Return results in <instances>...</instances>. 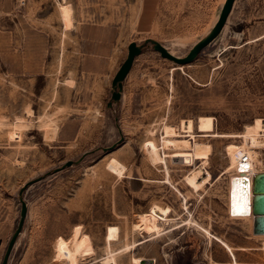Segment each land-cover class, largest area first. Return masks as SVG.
Masks as SVG:
<instances>
[{"label": "rangeland", "instance_id": "rangeland-1", "mask_svg": "<svg viewBox=\"0 0 264 264\" xmlns=\"http://www.w3.org/2000/svg\"><path fill=\"white\" fill-rule=\"evenodd\" d=\"M141 4L0 0V263L23 198L7 264H264V235L229 211L227 149L248 141L264 172V0H235L189 63L145 44L109 106L128 43L167 29ZM173 26L176 54L202 33ZM149 212L157 232L140 224Z\"/></svg>", "mask_w": 264, "mask_h": 264}, {"label": "water", "instance_id": "water-1", "mask_svg": "<svg viewBox=\"0 0 264 264\" xmlns=\"http://www.w3.org/2000/svg\"><path fill=\"white\" fill-rule=\"evenodd\" d=\"M235 0H226L221 14L219 16L218 21L215 23V25L212 27V29L209 31V33H207L204 37H202L201 39H199L188 51L187 54L185 55H177L175 53H173L172 51H170L165 45H163L160 41L153 39V38H146L144 40V42L142 43H137L135 41H130L127 45V54L126 57L124 58V60L121 62V64L119 65L118 69L116 70V72L114 73L112 80H111V95H110V99L107 101V105H111L113 101H118L120 99L121 96V88H122V82L125 78V76L127 75L134 57L139 54L143 48V46L145 44H147L148 42H150L152 44V47L154 49H156L157 51H159V53L162 56H165L169 59H172L173 61H175L176 63L179 64H185V63H189L191 61H193L202 51V49L207 46L208 44H210L218 35L219 33L222 31L223 27L225 26L226 22L228 21V17L229 14L233 8ZM85 155V153L83 155H81L78 159L76 160H71L68 159L67 161H65L61 167L70 165L73 162H78L80 161L83 156ZM236 179H241L242 181V187H243V208L241 211H246V209L252 208V211L254 213V224H253V232L254 233H264V211L263 210H257V207L255 204L252 203V201H250V196L247 194L248 189L247 187L249 185H247L248 183H246V179L244 177L239 178L238 176H233L232 177V181H231V200L232 202L234 201V191H235V183H236ZM262 181V180H261ZM260 181V182H261ZM259 182V184H260ZM258 194H260L259 199H261L260 201L264 203V192H258ZM248 195V198H247ZM21 207H20V216H19V220L17 223V227L14 230L13 234L11 235L7 247L5 249V252L3 254V258L1 260L0 264H7L8 261V257L9 254L11 252V249L13 247V244L15 242V239L18 235V233L20 232L23 223H24V219L27 213V205L25 203V201L23 200V198H21ZM232 214H234L232 212ZM144 262V261H142Z\"/></svg>", "mask_w": 264, "mask_h": 264}, {"label": "bare ground", "instance_id": "bare-ground-1", "mask_svg": "<svg viewBox=\"0 0 264 264\" xmlns=\"http://www.w3.org/2000/svg\"><path fill=\"white\" fill-rule=\"evenodd\" d=\"M65 12L69 11L68 6H65L64 8ZM227 24V22H226ZM256 125V124H255ZM165 134L172 137H183L186 136L182 135V131L178 126H172V125H165ZM257 128V126H249L247 128V131L243 134L246 137H252L254 133V129ZM249 139V138H247ZM248 142V141H247ZM247 142H244L243 145H235L230 144L228 146V152L232 159V165L236 169V174L232 175L229 181V211L230 213L233 212L234 216L236 217H249L251 219V230L253 231V224H254V213L252 211V208L246 209V211H241L243 206V187H242V181L241 179H236L235 183V191H234V201L231 200V181L233 176H238L239 178L244 177L246 179L248 192L247 194L250 196V201H252L253 204L256 205L257 210H263L264 211V203L261 202L259 199L260 194L258 192H264V172L259 173L260 171L256 170V160L259 157L258 151L252 149ZM232 166V167H233ZM262 180V181H261ZM261 181V182H260ZM260 182V184H259ZM247 195V198H248ZM191 222V221H190ZM166 223V222H165ZM195 223V222H193ZM140 224L142 225V228H144L146 231H159L161 229V226L163 224L162 219L157 216L155 213L149 212L143 215V217L140 220ZM163 227V226H162ZM141 228V227H140ZM160 233V232H159ZM256 236L261 237L264 235V233H255ZM261 235V236H260ZM228 249L230 253L234 256L233 248L228 246ZM83 252L75 249L74 247H66L65 248V257L69 261H76L78 254H82ZM67 260V261H68ZM134 262L141 264L142 261L149 262V259L143 258V257H135L133 259ZM153 261V260H152ZM154 263V262H153ZM104 264H116L114 262V259L107 260L104 262ZM146 264V263H145Z\"/></svg>", "mask_w": 264, "mask_h": 264}, {"label": "crops", "instance_id": "crops-1", "mask_svg": "<svg viewBox=\"0 0 264 264\" xmlns=\"http://www.w3.org/2000/svg\"><path fill=\"white\" fill-rule=\"evenodd\" d=\"M142 4L140 5V10L144 11L143 13H149L156 17L159 23H162L166 26V30H163V33L159 37H154L156 40L160 41L165 45L170 51V48L173 46L172 34L177 33V27L173 25H182L181 30L193 29L201 31L202 33L196 38L192 44L189 45L190 48L202 37H204L215 23L218 21L221 14L223 5L226 0H141ZM66 13H69L66 12ZM227 24L223 27L219 35L212 41L222 38V34L225 32ZM153 38V39H154ZM211 42V43H212ZM187 50L185 53L177 55H185L188 53ZM173 52V51H172ZM174 53V52H173ZM176 54V53H175Z\"/></svg>", "mask_w": 264, "mask_h": 264}, {"label": "built area", "instance_id": "built-area-1", "mask_svg": "<svg viewBox=\"0 0 264 264\" xmlns=\"http://www.w3.org/2000/svg\"><path fill=\"white\" fill-rule=\"evenodd\" d=\"M16 1L21 2V1H23V0H16Z\"/></svg>", "mask_w": 264, "mask_h": 264}]
</instances>
